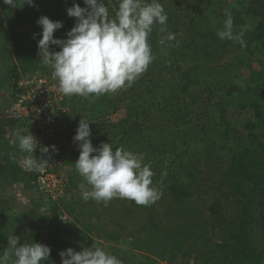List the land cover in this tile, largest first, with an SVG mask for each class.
Here are the masks:
<instances>
[{
  "label": "trees",
  "instance_id": "1",
  "mask_svg": "<svg viewBox=\"0 0 264 264\" xmlns=\"http://www.w3.org/2000/svg\"><path fill=\"white\" fill-rule=\"evenodd\" d=\"M69 1L72 0H44L42 4L40 0H32L30 6L25 0H15L9 6L0 0L1 6L8 11L0 34L4 37L9 35L3 41L0 54L15 63L6 74L8 91L15 89L21 73L42 75L44 71L52 70L40 62L38 41L42 28L37 20L46 16L52 21H59L57 12L60 11L66 25L54 32V38L63 40L65 33L75 25V18L68 17L67 9H64ZM203 1V5L199 6V1L189 0L183 4L179 0H158L168 16L167 30L160 32V25L153 27L149 42L155 59L131 87L99 97L65 96L58 103L62 109L71 106V119L67 121L70 127L75 117L80 121L87 114L98 119L111 107L122 111V118L112 123V127L116 133L125 136V141L138 146L139 149L131 150V145L125 143L128 146L126 150L144 154V163L150 164L155 173L153 184L162 192L161 198L150 206L137 205L128 199L121 201L120 198L112 199L105 206L103 202L82 198L81 206L86 209L89 219L94 221L93 225L88 224L86 231L76 229L74 240L82 247L100 245V241L124 245L132 249L133 264H162L164 260L175 264L178 255L184 258L186 264L189 260L192 264H225L227 261L229 264H264V246L259 250L252 247L245 230L246 221L251 219L255 197L264 198V140L259 139V136L264 138V0ZM106 3L110 16H114L116 0H106ZM225 10L231 12L234 32L244 30L245 47L217 37V31L223 28L226 19ZM247 19L254 23L253 28L246 27ZM26 26L30 27L31 33L22 37L19 30ZM169 33L174 34L175 40L161 45L159 41ZM55 49L59 48L50 45V51ZM228 55H233L237 63L233 65L230 62L227 67H241L252 61L256 71L244 79L238 72L227 82L218 78L211 80L208 75L200 76L198 62L207 59L220 61ZM189 62L194 63L181 66ZM224 78L227 80L228 77ZM234 78L233 84L231 79ZM197 86L204 87L202 91L194 90ZM203 94L207 95V109H213L217 115L207 117L209 121L206 125L210 126V131L201 133L200 137L197 134L188 136L195 128L185 117L193 112L191 108ZM156 111L159 119L153 115ZM246 112H251L253 120L245 123L242 119L241 122ZM60 121L65 123V119ZM240 126L246 131V141L242 143ZM89 127L93 147L110 143L107 130H99L98 125L92 122ZM70 132L74 133L72 128ZM211 135H215L217 141H211L208 137ZM189 144H201L203 148L200 146L194 156L184 158ZM180 146L185 147L182 152ZM71 147L73 154L79 156L77 143ZM13 150L16 155L21 153L19 148L14 147ZM178 150L181 155L176 154L164 165L169 152ZM38 155L36 148L33 156L36 158ZM4 163L3 179L23 184L33 194L38 193L35 212L46 214L47 217L41 215L40 219L48 218L50 226L56 227L54 216L61 208L66 209L61 207L63 202L58 199L59 204H56L50 196L42 195L37 185L38 172L25 173L18 167L14 153H6ZM183 168L186 179L179 177L178 172ZM187 179L189 182H186ZM204 181L208 189H214L210 203L201 201L208 213L207 219L200 220L204 226H221L224 222L221 212L233 203L232 198L239 201L238 231L233 233L226 229L230 245L226 242L215 244L207 238L195 236L189 226L191 214L187 205L193 203L192 199L197 195H203L201 182ZM119 207L124 209L122 217L115 216ZM3 209L0 208V252L8 246L5 242L6 230L2 228L5 223ZM194 214L200 219L198 212ZM262 217L264 219V215ZM110 224L112 227H109ZM16 237H20L18 244L39 243V237L34 233L23 232ZM129 238L130 242H127ZM54 262L51 253L44 264Z\"/></svg>",
  "mask_w": 264,
  "mask_h": 264
},
{
  "label": "clouds",
  "instance_id": "2",
  "mask_svg": "<svg viewBox=\"0 0 264 264\" xmlns=\"http://www.w3.org/2000/svg\"><path fill=\"white\" fill-rule=\"evenodd\" d=\"M4 3L12 6L15 0ZM25 3L31 6L32 0ZM83 3L85 7L73 3L66 10L68 17L75 18L66 39L54 38V32L63 27L62 22L46 16L37 20L42 28L38 41L40 62L53 70L57 90L65 96L99 97L131 87L155 59L149 42L153 27L160 25V32L167 30L168 16L163 5L158 0H116L114 16H110L106 0H83ZM225 17L217 37L245 47L244 30L234 32L229 10H225ZM173 40L174 34L169 33L159 43L165 45ZM50 45L59 51H50ZM89 122L81 118L73 137L79 149L74 165L84 181L79 185L82 198L103 202L105 206L114 198L128 199L141 206L157 202L162 192L153 184L155 173L150 164L144 163V154L122 146L114 149L111 143L93 147ZM13 143L29 154L24 158L28 170H44L47 162L34 158L37 141L29 132L17 133ZM51 147L56 151L55 146ZM47 151L45 148L44 152ZM19 239L12 234L8 236V246L0 252V264H44L48 260L51 251L48 246L18 244ZM59 255L61 264H122L98 244L79 252L68 248Z\"/></svg>",
  "mask_w": 264,
  "mask_h": 264
},
{
  "label": "rangeland",
  "instance_id": "3",
  "mask_svg": "<svg viewBox=\"0 0 264 264\" xmlns=\"http://www.w3.org/2000/svg\"><path fill=\"white\" fill-rule=\"evenodd\" d=\"M179 1L183 2L184 4V2L186 3V1L189 0ZM191 1H195V3L199 1V6H202L204 3L203 0ZM40 3L43 4L44 0H40ZM73 3L78 4L80 7H85L83 0H72L67 2V8L64 9L70 8ZM7 12V9H5L4 6H1L0 4V29L4 28ZM57 14L59 15V21L62 22L63 27H65L66 24L63 21L62 13L59 11L57 12ZM253 24L254 23H252L250 19H247V28H253ZM19 31V35L22 37L27 36L31 33V29L29 26H26ZM66 33L64 35V39L67 38ZM7 37H9V35H7ZM7 37H4L0 34V53L1 47L2 45H4L3 41L7 39ZM9 44L8 47L11 46V44ZM54 51H59V49H55ZM5 58L3 55L0 54V208H4L3 217L5 218V223L3 225L4 227L2 228L6 230L5 233L7 234L5 242L8 243V236L11 234L14 236L23 232L37 234L39 237V243L46 245L51 249L50 254L52 253V257H54L55 261L52 264H61V257L59 255L60 252L68 248H72L73 250L79 252L82 251L84 248L78 243H76V241L74 240V234L76 232V229L86 231V227L88 226V224H94V221L90 220L87 216L86 209H83V207L81 206L83 200L79 185L84 181L75 169L74 163L78 159V156H75V154H73V148L71 147L73 143H77L73 140V137L75 136L74 133L76 132L79 121L76 119L75 113V119H72L74 120V122H72L73 126L70 127L67 121L71 119V111L69 110L71 106L68 105L67 108L63 107L65 108V112L63 114L57 111L58 109L56 107V109L51 112V115H53L54 117L53 120H50L51 122L49 124L44 123L43 125H41L40 129L36 128L33 122L34 119L32 117V114L26 110H22L15 106L14 99L15 94L19 89L18 82L16 83V87L14 90H7L8 88L5 84L6 74L7 71L12 69L15 63L12 59L9 60L8 58ZM230 62L233 65L234 63H237V60L233 55L225 56L220 61H211L207 59L205 62H198L197 65L200 69V76L208 75L211 80L214 78H218L219 80L221 79V81L226 82L233 76L238 75V72H241V79H244L247 78L249 73H253L256 71V65H251L252 61H248L246 65L241 67H233L232 65H229L227 67ZM193 63H183L181 64V66H191L193 65ZM44 72L45 73L42 75L38 74L39 79L42 80L41 83H46V85L53 86V81L56 80V78L53 76L52 70H47ZM27 76L29 75L21 73V77L18 81H20L21 78ZM225 76L228 77L227 80L226 78H224ZM231 81L233 83L235 81V78L231 79ZM203 87L204 86H197L193 89L202 91ZM64 97L65 95H63V98ZM206 97L207 95L203 94L202 98H200L197 101L196 105L191 108L193 109V112L189 113V115L185 117V119L189 120V123L192 124L195 128V130H193L191 134H187L188 136L193 137V135L197 134L200 137L201 133H205L211 130L210 126L206 125V123L209 121L208 118L211 115L212 118H214L217 114L213 109H207ZM202 101H204V103ZM211 102H214V100H212ZM7 105L9 106L8 108L6 107ZM153 115L156 116L157 119H159V114L157 111L156 113L154 112ZM243 115L244 118L241 117V122L242 119L245 123L247 121L253 120L251 112H246ZM121 118L122 111L118 110V108L116 109L115 107H111L109 108L107 114L102 117H98V119L92 118L90 115L88 116L87 114L84 115V118L82 119H89V123L92 122L93 124H95V126L98 125L99 130H107V137L110 139V143L113 146H122L128 149V146H125V143L128 142V145H131V150H134L135 148L139 149L136 144H133L130 141H125V136L116 133L115 129H113L112 123H117ZM60 119H65V123L62 122L60 124ZM10 121H13L14 124H12V122ZM160 122L163 123L164 121ZM70 128H72L74 133L70 132ZM238 129L241 133L240 143L245 142V129L243 128V126L238 127ZM28 132L37 141V148L39 154L37 156V160L46 161L47 164L44 170L47 174H54L56 178V183L54 185L51 180H48V178L47 180H37V185L38 187H40L42 195L50 196L52 198V201L56 204H59L58 201L61 200L64 204H60L61 207L66 208H61L57 215L54 216V224L57 225L56 227L50 226L48 218L45 220L40 219V217L42 216L47 217L46 214H44L43 212H35L37 206V203H35V198L38 197V193L35 192L33 194L31 192V189L29 187L25 189L23 184H16L12 181L11 184L9 182V179H3V176L1 175L2 168L5 165L4 155L6 153H14L17 159L18 167H20L25 173L30 171L34 172L33 170H28L24 164V158L28 154L21 152L20 154L16 155L15 151L13 150L14 147L18 148V145L16 143H13L16 134H27ZM208 137L211 139V141H217V137L215 135H211ZM259 139L264 140V138H262L261 136H259ZM51 146H55L56 151H53ZM188 146V154L186 153V156H184V158L188 156H194L195 151H198L200 146L201 149L203 148L201 144H198L197 146H192L191 144H189ZM47 147L48 151L42 153L43 151L41 149H45ZM184 148V146H180L179 150L182 152ZM179 150L174 151L173 153H167L168 155L167 158H165L164 160L166 161L164 165H167L169 161H171V158L173 156L176 157V154L181 155ZM226 158H228V155H226ZM171 168L174 170L175 166H171ZM178 173L180 178L186 179L184 168ZM186 182H189L188 179L186 180ZM201 186L203 195L201 197L195 195V199H192L193 203L190 204L189 202L187 205V208L189 209V212L191 214L189 226L195 236H198L200 238H207L215 244H221L223 242H226L228 245H230L231 240L226 238V229L231 230V232L233 233H236L238 231V225L240 224L239 201L236 200V198H232L233 203L230 204L228 209L221 212V216L224 221L223 223H221V226H218L217 224H215L214 226H204L202 222L200 223V220L207 219L208 213L205 209L206 205H203L201 201L203 200L206 203H210V196L214 194V189H208L206 187L207 182L205 181L201 182ZM255 198L256 199L254 200V205L250 212L251 219L246 221L245 230L248 234V240L251 246L259 250L264 246V219L262 217V215H264V198H261L258 195ZM120 200L122 201V199ZM125 209H127V207ZM123 210L124 209L119 207V210L115 211V216L122 217ZM131 210L132 209H130V211ZM195 212L199 213L200 219L199 217H196V215L194 214ZM109 227H112V225L110 224ZM90 235L91 237L95 238L93 234ZM100 242V246L103 247L104 250L109 252L110 254L117 256L122 261V264L134 263V257L131 253L132 249H129L124 245H114L103 241ZM127 242H130V238L127 240ZM183 259L184 258L178 255L175 258L174 263L186 264ZM162 264L171 263L167 260H164L162 261ZM187 264H192V260H189ZM225 264H229V262L227 261Z\"/></svg>",
  "mask_w": 264,
  "mask_h": 264
},
{
  "label": "built area",
  "instance_id": "4",
  "mask_svg": "<svg viewBox=\"0 0 264 264\" xmlns=\"http://www.w3.org/2000/svg\"><path fill=\"white\" fill-rule=\"evenodd\" d=\"M41 82L42 80L39 79V76L36 74L21 78V80L18 81L19 89L14 99L15 106L32 114L35 127L39 129L44 123L49 124L53 120L54 117L51 115V112H53L56 107L58 109L57 111H61L62 114L65 112V109L60 108L58 105V103L63 100V94L59 93L57 90L58 81L54 80V83L52 82L54 84L53 86ZM41 150L43 151L42 153H44V149ZM38 175V180H47L48 178L49 181L51 180V182H53V185L56 183L54 174H47L46 171L43 170L42 172H38Z\"/></svg>",
  "mask_w": 264,
  "mask_h": 264
}]
</instances>
